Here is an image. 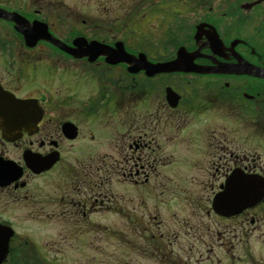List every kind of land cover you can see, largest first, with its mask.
<instances>
[{
  "label": "flooded vegetation",
  "instance_id": "flooded-vegetation-1",
  "mask_svg": "<svg viewBox=\"0 0 264 264\" xmlns=\"http://www.w3.org/2000/svg\"><path fill=\"white\" fill-rule=\"evenodd\" d=\"M180 1V13L197 16L177 29L179 47L199 66L226 70L147 76L45 39L28 46L19 29L35 21L73 38L55 31L63 23L41 13V1L0 0L10 14L0 16V97L15 103L2 97L0 110H28L19 120L0 112V264L39 255L61 264L60 248L40 246L26 223L100 238L107 210L130 226L132 262L120 264H221L205 260L217 240L232 249L234 220L264 224V198L233 217L213 208L234 173L264 177V0ZM154 50L153 62L175 57Z\"/></svg>",
  "mask_w": 264,
  "mask_h": 264
},
{
  "label": "rangeland",
  "instance_id": "rangeland-1",
  "mask_svg": "<svg viewBox=\"0 0 264 264\" xmlns=\"http://www.w3.org/2000/svg\"><path fill=\"white\" fill-rule=\"evenodd\" d=\"M37 4L42 14L55 22H62L55 31L66 38L85 35L100 41L114 43L117 40L125 41L133 52H138L145 45L152 44L155 48L164 50V53H173L180 44L176 39L177 29L189 28L192 18L196 14L180 13L186 7L180 0H38ZM185 16L189 20L182 21ZM52 20V21H53ZM160 46V47H159ZM148 46L147 50L152 49ZM155 50H151L154 55ZM53 54H60L53 52ZM60 72V71H59ZM58 77H66L61 72ZM124 99V98H123ZM124 102V101H123ZM125 104L129 101L125 100ZM125 107V106H123ZM128 112V110H124ZM120 117V116H119ZM105 150H110L111 137L105 136ZM264 160V159H263ZM258 209V214H261ZM105 234L102 237L95 234L90 238L83 236L61 235V225L53 228V223H26L27 232L33 236L40 246L54 249L60 248L57 262L61 264H93V259L101 256L104 264H120L132 262L130 253V226L126 221L116 218L113 210L105 212ZM52 225V226H51ZM233 247L230 251L216 242V250L210 260L205 262H219L221 264H264V224L244 223L243 219L233 222ZM117 230H122L118 234ZM117 232V233H116ZM96 233V232H95ZM91 234H94L91 232ZM119 235L121 237H119ZM143 242V239H138ZM51 248V249H52ZM57 249V250H58ZM44 250H41L43 252ZM40 256V255H39ZM207 257V255H204ZM48 260L52 255H48ZM142 260L141 254L137 256ZM93 261V262H92Z\"/></svg>",
  "mask_w": 264,
  "mask_h": 264
},
{
  "label": "water",
  "instance_id": "water-1",
  "mask_svg": "<svg viewBox=\"0 0 264 264\" xmlns=\"http://www.w3.org/2000/svg\"><path fill=\"white\" fill-rule=\"evenodd\" d=\"M0 16L9 17L10 14L0 9ZM28 23V21L26 20ZM27 26V27H26ZM203 25L198 26L200 29ZM19 31L24 35L28 46H34L39 40L45 39L63 51L77 57H89V61L93 62L101 55L107 56V62L111 64L127 63L128 70L131 73H138L142 70L148 76H154L157 73L162 72H175V71H207V70H226L225 65H219L216 67H202L195 63L197 53L189 52L184 46L179 47L176 58L163 61V62H151L147 54L140 52L138 55H134L127 51L123 41H117L115 46H110L107 43L98 40H88L84 36H78L73 40L72 45H68L62 40L54 37L48 29L46 23L35 21L33 26L26 24ZM168 94L171 96L170 101L172 103V95L175 94L172 89H168ZM3 98H7L5 102H11L15 104L13 100L2 95ZM0 97L1 101L4 99ZM174 102L173 105H175ZM27 108V107H26ZM25 110L27 117L28 110ZM23 106L15 109H3L0 112L5 114L12 113V118L21 119L24 114ZM14 125H3L4 129L13 127ZM16 127V126H14ZM50 165V164H49ZM49 167V166H47ZM264 197V178L260 175H243L241 173H234L226 184L225 191L219 193L214 200L215 211L224 216H234L249 207H253Z\"/></svg>",
  "mask_w": 264,
  "mask_h": 264
},
{
  "label": "trees",
  "instance_id": "trees-1",
  "mask_svg": "<svg viewBox=\"0 0 264 264\" xmlns=\"http://www.w3.org/2000/svg\"><path fill=\"white\" fill-rule=\"evenodd\" d=\"M142 50H145V48L143 47Z\"/></svg>",
  "mask_w": 264,
  "mask_h": 264
}]
</instances>
